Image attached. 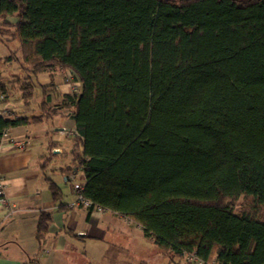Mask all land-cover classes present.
<instances>
[{"label": "trees", "instance_id": "obj_1", "mask_svg": "<svg viewBox=\"0 0 264 264\" xmlns=\"http://www.w3.org/2000/svg\"><path fill=\"white\" fill-rule=\"evenodd\" d=\"M0 19L23 72H0V100L18 86L30 104L42 72L81 84L0 115V140L67 110L89 212L134 220L171 260L264 264V0H0Z\"/></svg>", "mask_w": 264, "mask_h": 264}, {"label": "crops", "instance_id": "obj_2", "mask_svg": "<svg viewBox=\"0 0 264 264\" xmlns=\"http://www.w3.org/2000/svg\"><path fill=\"white\" fill-rule=\"evenodd\" d=\"M7 20L14 23L17 17L9 16ZM3 29L6 28L0 19L1 59L10 56L19 45L17 39L1 32ZM0 72L5 80L23 73L16 61L4 59L0 60ZM70 77L69 72L60 70L33 76L35 88L30 104L24 103L18 86L13 89L8 85L6 98L0 100V115L42 113L46 92L52 97L51 107L56 94L80 90V82ZM65 111L16 126L0 140V180L7 201L0 202V264H168L170 257L156 244L152 249L146 245L147 240L154 242L145 237L142 227L134 220L106 209L89 212L75 204L76 192L71 182L74 170L68 169L70 163L61 167V171L59 165L47 163L49 156L70 150L72 160L74 136L69 131L75 128V123ZM77 171L81 174L79 182L84 183L83 172ZM51 182L57 186V197ZM42 211L50 213L51 220L43 239L39 240L38 221ZM182 263L189 264L184 258L169 262Z\"/></svg>", "mask_w": 264, "mask_h": 264}, {"label": "built area", "instance_id": "obj_3", "mask_svg": "<svg viewBox=\"0 0 264 264\" xmlns=\"http://www.w3.org/2000/svg\"><path fill=\"white\" fill-rule=\"evenodd\" d=\"M0 98H2V96H0ZM66 130V129H64ZM69 133L73 136H76L77 135V132L75 129H72L69 131ZM18 146H22V143L21 142H17L16 143ZM72 178H75L76 177V173L75 171L72 173L71 175ZM74 190L76 192V202L75 204L76 205H81L83 206L84 208L88 209L91 207V201L86 199L84 196H83V183L82 182H75L74 183ZM0 202L5 204L7 201H6V195H5V192H4V184L1 182L0 180ZM103 208L101 207H94L93 210H102ZM184 259L190 263V264H218V262L213 259V260H210V261H206L204 259H202L201 257H199L195 252L194 253H186L185 256H184Z\"/></svg>", "mask_w": 264, "mask_h": 264}, {"label": "rangeland", "instance_id": "obj_4", "mask_svg": "<svg viewBox=\"0 0 264 264\" xmlns=\"http://www.w3.org/2000/svg\"><path fill=\"white\" fill-rule=\"evenodd\" d=\"M65 112L67 113V110ZM65 115H67V114H65ZM68 128H69V130L71 129V127H69V126H68ZM68 137H72V136H68ZM69 144L73 145L72 142H69ZM49 157H50V160H48L47 163H49V165H53V166L54 165H59L58 166V170L59 171H61L60 170L61 167H64L65 168L69 163L71 165L68 167V169H70L71 167H73L72 162H70L71 161V150L68 151V152H66L65 154H61V155H58V156L57 155L56 156L55 155H52V156H49ZM73 172H71V175H72ZM75 173H76V177L71 180V182H73V184H74V182H78V181L81 180V174H80V172L79 171H75ZM68 184H70V182ZM242 201L243 200L239 201V203L237 205V211H239L241 209V207L243 206L244 202L242 204ZM145 243H146V245H148V247H150V249H152L155 246L154 243H151L148 240ZM169 262H171V258H170V260L168 258V264H169ZM182 264H184V263H182Z\"/></svg>", "mask_w": 264, "mask_h": 264}]
</instances>
